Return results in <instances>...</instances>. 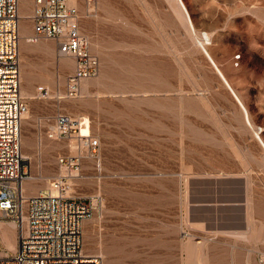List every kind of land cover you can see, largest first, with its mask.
I'll list each match as a JSON object with an SVG mask.
<instances>
[{"label":"rangeland","instance_id":"374dc122","mask_svg":"<svg viewBox=\"0 0 264 264\" xmlns=\"http://www.w3.org/2000/svg\"><path fill=\"white\" fill-rule=\"evenodd\" d=\"M182 1L253 126L174 0H98L93 12L78 1L100 73L77 99L65 98L72 58L60 59L52 40L20 43L21 91L31 92L23 96L26 192L50 189L61 176L57 156L77 155L75 140L51 138L57 115L86 117L101 150L82 152L71 189L102 198L84 224V252L104 264H238L233 240L214 231H247V197L253 227L264 229V150L255 138L264 141V0ZM41 86L49 97H39ZM248 250L258 264L264 249L249 242Z\"/></svg>","mask_w":264,"mask_h":264},{"label":"built area","instance_id":"2783aa9c","mask_svg":"<svg viewBox=\"0 0 264 264\" xmlns=\"http://www.w3.org/2000/svg\"><path fill=\"white\" fill-rule=\"evenodd\" d=\"M33 3L29 20L32 43L52 40L58 57L74 60L67 78L66 99L81 95L82 82L96 78L100 61L91 51L90 38L81 30L79 6L70 0H0V221H12L18 232V249L0 264H104L101 255L84 252V224L103 204L94 195L89 200L72 195V170H79L82 152L97 158L100 140L82 135L83 120L59 114L51 138L76 140L77 155L57 156L66 175L54 179L46 193L28 195L24 184L31 179L23 156V122L29 111L21 94L20 7ZM94 10L98 0H77ZM91 12V11H90ZM93 12V11H92ZM41 99L49 97L46 87H38ZM80 153V154H79ZM79 154V155H78ZM264 264V256L258 258Z\"/></svg>","mask_w":264,"mask_h":264},{"label":"crops","instance_id":"0c3cea01","mask_svg":"<svg viewBox=\"0 0 264 264\" xmlns=\"http://www.w3.org/2000/svg\"><path fill=\"white\" fill-rule=\"evenodd\" d=\"M79 3V2H78ZM28 8V12H25V9ZM33 8V3L31 1H23L21 3L20 7V32H22L23 36H30L33 29H30L31 22L28 19ZM22 19H26L27 22L23 21ZM32 25V24H31ZM20 40H21V34H20ZM70 67H73V61L68 60L67 62ZM30 89V86H29ZM27 189V184H26ZM39 193V190L30 191L28 195H36ZM246 206H247V231L244 232V234L241 233V231H214L216 234V237L219 235H224L234 242L232 245V252H231V263H238V264H257V263H251V259L253 257V252L251 253L250 250H248L249 242L253 244V247L264 249V229L258 230L253 227L252 223V206H251V200L249 197L246 199ZM239 221H236L235 225H238ZM230 235H227V233ZM233 234H231V233ZM240 232V234L238 233ZM243 232V231H242ZM248 232V233H247ZM236 233V234H234ZM249 234V235H248ZM237 235V236H236ZM241 236V238L239 237ZM232 236V237H231ZM234 236V237H233ZM245 236V239L243 237ZM249 236V237H248ZM238 237V238H236ZM241 239V240H240ZM249 239V240H247ZM263 242V243H262ZM241 246L240 252H241V260L239 262H235L236 258V251L239 249L238 246ZM18 249V232L15 224L12 221L4 220L0 221V258L4 257H10L13 256ZM249 252V253H248ZM248 253V254H247ZM205 263V262H204Z\"/></svg>","mask_w":264,"mask_h":264},{"label":"bare ground","instance_id":"6f19581e","mask_svg":"<svg viewBox=\"0 0 264 264\" xmlns=\"http://www.w3.org/2000/svg\"><path fill=\"white\" fill-rule=\"evenodd\" d=\"M174 2L176 3V6H175V15L177 14L179 16V18L181 20H183V23L187 24L188 26V29L190 32H192L195 37L197 38L198 40V44H199V47L201 48V50L203 51V53L205 54V56L208 58L209 62L212 64V66L214 67L217 75L219 76V78L222 80V82L224 83V85L230 90V92L233 94V97L235 98L236 102L238 103V105L240 106V108L242 109V112H243V116H244V120L246 122V119L248 121V123L250 124V126H253L252 123H251V120H250V116H249V112L246 108V106L244 105V103L242 102V100L240 99V97L237 95V93L235 92V90L232 88L231 84L229 83L228 79L226 78V76L224 75V73L222 72V70L218 67V65L216 64V62L214 61L213 57L211 56V54L209 53V51L207 50V45L211 44V37L206 34V36H197V33H196V30L194 28V25H193V22L191 20V17L189 15V12L184 4V2L182 0H174ZM70 3L71 5H76V6H79L78 4V1L77 0H70ZM175 5V4H174ZM174 7V6H173ZM92 12L94 10H92V8L90 7L89 8V12ZM176 15V16H177ZM177 16V17H178ZM178 18V19H179ZM29 19V18H28ZM32 33H33V30H32ZM32 33L30 34V36H23L22 32H20L21 34V40H20V43L22 44V46H28L30 43H32L30 37L32 35ZM42 39H39L38 41H40ZM67 57H63V58H60V59H66ZM65 61V60H64ZM65 65L67 64L66 62H64ZM21 79V77H20ZM83 83V82H82ZM82 86V90L85 92L87 90V83L85 82V84L81 85ZM87 92V91H86ZM21 94L22 96H31V92L28 88L24 87L21 91ZM66 97V96H65ZM247 123V122H246ZM81 129H82V135L83 136H88L90 133V124H89V120L85 117L84 121H83V124L81 125ZM256 132V131H255ZM255 138L258 140V142L260 143L262 149L264 150V141L262 140V137L260 136L259 133H257L255 135ZM71 140H74V139H71ZM76 141V140H75ZM75 148H76V151L77 150V147H76V142H75ZM25 154V155H24ZM23 156L24 158L26 159L27 161V158H29V156L24 153ZM66 175V170L65 169H61V176L59 177H62ZM71 176L74 177V178H78L80 175H79V170L76 169V170H72V173H71ZM28 183V181L24 184V189L26 191V184ZM52 185V183H50ZM51 189V187H50ZM50 189H48L47 191H49ZM70 190L72 191V189L70 188ZM47 191H39V193H46ZM73 192V191H72ZM27 193V192H26ZM38 193V194H39ZM28 194V193H27ZM247 203V202H246ZM220 232V231H219ZM225 232V231H224ZM228 232V231H227ZM226 232V233H227ZM237 232V231H235ZM231 233V232H229ZM240 234V232H238ZM242 234H244V232H241ZM246 233V232H245ZM248 233V232H247ZM233 234V233H231ZM236 234V233H234ZM227 235H229L227 233ZM249 235V234H248ZM230 236V235H229ZM237 236V235H236ZM232 237V236H231ZM234 237V236H233ZM239 237L241 238V236L239 235ZM249 237V236H248ZM238 238V237H236ZM243 239H245V236L243 237ZM241 240V239H240ZM249 240V239H247ZM263 243V242H262Z\"/></svg>","mask_w":264,"mask_h":264}]
</instances>
